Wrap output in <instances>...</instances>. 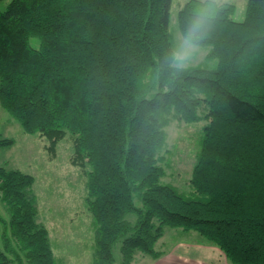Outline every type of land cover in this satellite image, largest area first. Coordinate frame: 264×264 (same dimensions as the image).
Segmentation results:
<instances>
[{"label":"trees","instance_id":"obj_1","mask_svg":"<svg viewBox=\"0 0 264 264\" xmlns=\"http://www.w3.org/2000/svg\"><path fill=\"white\" fill-rule=\"evenodd\" d=\"M1 1V0H0ZM173 0H11L0 9V103L54 153L68 134L87 171L93 264L157 258L165 228L197 231L234 264H264V0L222 3L204 45L213 67L173 73ZM196 0L178 12L181 30ZM32 39L39 41L38 46ZM204 126L192 196L164 183L171 120ZM13 138H0V150ZM35 177L0 165V264H56ZM130 217H134L131 220Z\"/></svg>","mask_w":264,"mask_h":264},{"label":"rangeland","instance_id":"obj_2","mask_svg":"<svg viewBox=\"0 0 264 264\" xmlns=\"http://www.w3.org/2000/svg\"><path fill=\"white\" fill-rule=\"evenodd\" d=\"M10 1L1 0L0 9L4 10ZM187 1L189 0H173L170 22L172 40L180 31L178 12ZM225 2L235 4L234 18L241 20L247 0H222V3ZM38 43L37 39H32L34 46L37 47ZM208 52L209 48L204 47L191 66L213 67L215 63L208 60ZM204 113L203 109L200 110L201 119L196 122L171 120L164 128L166 140L158 152L159 164L165 169L162 181L174 185L186 196H192L193 188L190 179L200 150L204 126L208 123V120L203 117ZM0 138L15 140L12 147L0 150V165L7 169H20L35 177L33 194L36 197L38 209L37 221L49 231L56 264H93L95 226L87 206L89 166L81 167L72 163L74 154L72 137L68 134L59 141L55 152L52 153L48 149L47 138L38 134L25 133L20 123L0 103ZM0 212L6 218L9 217L1 199ZM130 219L134 220V217ZM195 236L205 239L194 230L166 227L157 246L170 248L181 239L187 240V237L192 239ZM119 248L120 244H117L114 249L117 259L115 264L120 262ZM135 257L138 262L144 258L152 259L150 255L141 251H138ZM133 264H135L134 261Z\"/></svg>","mask_w":264,"mask_h":264},{"label":"clouds","instance_id":"obj_3","mask_svg":"<svg viewBox=\"0 0 264 264\" xmlns=\"http://www.w3.org/2000/svg\"><path fill=\"white\" fill-rule=\"evenodd\" d=\"M221 7L222 0H196L183 28L173 37L164 67L180 73L195 63L214 31Z\"/></svg>","mask_w":264,"mask_h":264},{"label":"crops","instance_id":"obj_4","mask_svg":"<svg viewBox=\"0 0 264 264\" xmlns=\"http://www.w3.org/2000/svg\"><path fill=\"white\" fill-rule=\"evenodd\" d=\"M182 238V237H181ZM187 240L181 239L174 243L172 247L158 248L156 250L161 252L157 258L150 256L137 261L135 264H234L224 254V252L214 243L203 238L195 236L187 237ZM157 246V247H156Z\"/></svg>","mask_w":264,"mask_h":264}]
</instances>
